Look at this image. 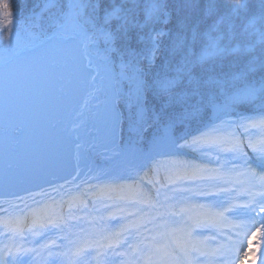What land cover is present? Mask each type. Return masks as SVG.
<instances>
[{
    "label": "snow or ice",
    "instance_id": "obj_1",
    "mask_svg": "<svg viewBox=\"0 0 264 264\" xmlns=\"http://www.w3.org/2000/svg\"><path fill=\"white\" fill-rule=\"evenodd\" d=\"M3 7L0 50L6 69L27 56L39 79L55 80L61 95L67 89L60 139L69 160L52 174L67 172L73 159L76 163L64 184L52 185V193L41 189L45 199L35 207L11 201L7 208L0 205L5 213L0 217V264H27L23 257L42 249L52 255L53 244L64 249L63 243L46 241L48 232L72 245L70 222L84 219L88 200L96 213L88 223L99 238L58 251L67 264H83L78 258L89 247L105 256L130 252L128 264H245L257 254L264 264V0H257L255 8L248 0H236L227 15L218 0H173L171 9L167 0H145L142 9L140 0H48L49 15L40 24L21 21L10 5ZM210 18H218L227 30L223 37L209 36L197 55L188 34L195 41L193 25ZM237 37L259 44V60L244 63L241 58L231 79L215 78L230 75L232 64L225 72L210 57L249 51L222 46V38ZM162 50L163 72L149 79L141 61L151 68ZM178 50L182 62L171 75L169 56ZM257 63L261 75L254 81L250 73ZM6 75L10 87L11 72ZM257 100L259 118L238 110ZM210 108L216 111L212 120L207 118ZM100 147L114 161L111 169L102 176L81 170L80 162ZM158 156L173 158L163 180ZM15 179L7 172L5 189ZM66 185L68 199L60 194ZM72 188L78 197L70 195ZM240 192L242 198L236 195ZM106 219H118L119 227H109ZM209 240L215 241L211 247Z\"/></svg>",
    "mask_w": 264,
    "mask_h": 264
},
{
    "label": "water",
    "instance_id": "obj_2",
    "mask_svg": "<svg viewBox=\"0 0 264 264\" xmlns=\"http://www.w3.org/2000/svg\"><path fill=\"white\" fill-rule=\"evenodd\" d=\"M6 72H11L10 87ZM59 88L55 80L39 79L27 56L7 69L5 63L0 65V199L17 198L63 183L72 172L74 159L67 172L52 174L53 169L63 168L69 160L60 139L69 101L67 89L61 95ZM48 143L54 151L35 155L26 151V145L41 148ZM9 171L16 179L5 189L4 176Z\"/></svg>",
    "mask_w": 264,
    "mask_h": 264
},
{
    "label": "trees",
    "instance_id": "obj_3",
    "mask_svg": "<svg viewBox=\"0 0 264 264\" xmlns=\"http://www.w3.org/2000/svg\"><path fill=\"white\" fill-rule=\"evenodd\" d=\"M48 2V0H0V9H2L5 12L4 4L10 5L11 10L16 14V16L19 18V20L23 21L26 18H31L32 20L35 19L36 15L39 14L40 20L38 21V24L43 23L47 20V17L49 13L47 11H41L43 3ZM65 3H67V0H64ZM161 2H164V0H161ZM145 3V0H140L141 9L143 8V4ZM167 3L169 5V8L171 9L173 7V0H167ZM221 12L225 15L230 13L231 8L236 3V0H218ZM249 6L251 8L257 7V0H248ZM3 19V16H0V20ZM237 23H239V20L237 19ZM213 25H215L213 27ZM196 27V31L198 33L195 41L192 40L191 32L188 34V41L189 44L192 46L194 52L199 55L202 53L205 48L207 47V42L209 39V36L211 37H223V33L227 30V25L221 21H219L218 18H210L204 21V23L199 24L198 26L193 25ZM159 27L164 28L165 26L163 24H160ZM165 42L170 45L171 41L168 37L164 38ZM221 44L228 45L231 49H240V48H248L249 51L240 53L238 51H232L227 56L221 58L216 57H210L209 62H216L217 64H223L225 67V72H228V65L232 64L233 72L230 75H224L221 74V77H215V78H224V79H231L232 75L236 74L235 69V62L240 60L241 58L244 59V63H247L249 61H258L259 55H258V49L259 44L255 41H252L251 43L241 40L239 37L228 40V39H221ZM134 47H138L137 45H133ZM165 52L162 50L161 53L157 55V58L155 60V64L149 68L147 61H141V67L144 69L146 73H148V78L151 79L153 75L157 72H163V69L161 68V64L164 61L165 58ZM182 52L180 50L177 51L175 56H169V59L171 60V67L169 69V72L171 75H175L176 67L178 62L181 61ZM5 57L3 58L4 61ZM261 75V71L259 68V64H256V68L253 72L250 73V77L255 81L259 80ZM257 108V107H256ZM247 109L244 106H240L238 110L245 111L246 115H251L256 118H259V113L255 111V109ZM216 116L215 109L210 108L208 111L207 118L209 120L214 119ZM195 128V125H193ZM254 135L259 137L260 132L258 129L252 130ZM189 156L192 154L189 153ZM156 160L160 163V169H159V177L163 180L166 169L171 164L173 158L172 157H157ZM138 163H147L149 166L152 165V161H140ZM114 161L110 159H106L105 150L103 147L98 148V150L90 155V157L87 160H82L80 162V169L88 172L91 171L93 175H100L108 170L111 169L113 166ZM153 177H149L151 179ZM59 186V185H58ZM46 192L52 193V188L45 189ZM41 192L31 194L28 196H24V200L21 201L20 199H7V200H0V205H2L4 208L8 207V204L6 201H11L13 204L20 205L21 208L26 203L32 207L36 206L37 201H42L45 199V197L40 195ZM69 188L66 185L65 189L63 190L61 195H65V198L68 199ZM55 195V193H53ZM70 195L72 197H78V192L75 188H72L70 191ZM238 198L243 197V193H237L236 194ZM96 205L101 208V211L107 216L108 209L103 208L100 204V201H96ZM80 207H83V205H80ZM77 209L73 207V211H76ZM69 206L66 203L64 206L63 214L65 216L68 215ZM91 214V215H89ZM5 213L3 211H0V217H3ZM84 219L81 221H71V227L69 228L67 235L71 237V239L74 241L72 245H69V242L67 239L64 241H61L59 239V236L61 234L56 232H48L46 236V241H55L57 244L63 243L64 249H57L55 244L51 245V251L52 255H48V250L42 249L39 254L36 255H30L25 256L23 259L27 261V264H67V261L65 257L61 255H57L58 251L67 250L68 247H72L75 249L76 247L83 246L86 242L88 244H92L94 239L99 238L98 232L95 230L94 225L90 227L88 221L92 219V216H95L96 213L93 211V203L92 200H88V208L86 212L83 213ZM105 224H107L109 227H119L120 221L118 219L116 220H108L106 219L104 221ZM39 239V238H38ZM0 241H2V237H0ZM210 241V247L215 244V241ZM259 241V234L253 238V245H252V252H256L257 250V243ZM212 242V243H211ZM247 241H245V244ZM0 246H2V243H0ZM31 246V245H29ZM79 260L83 261V264H128V261L132 259L131 253L129 252L127 255L124 256H118V255H108L105 256L103 254L97 255L95 248L89 247L86 248L84 253ZM259 264V254L257 255H249L247 260L245 261V264ZM73 264H76L74 261Z\"/></svg>",
    "mask_w": 264,
    "mask_h": 264
},
{
    "label": "rangeland",
    "instance_id": "obj_4",
    "mask_svg": "<svg viewBox=\"0 0 264 264\" xmlns=\"http://www.w3.org/2000/svg\"><path fill=\"white\" fill-rule=\"evenodd\" d=\"M46 3L47 2L43 3L41 11H45V9H43V7L46 5ZM0 16L1 17L4 16V11L2 9H0ZM39 20H40V16H39V14H37L36 17H35V19H34V22L36 24H38V21ZM4 57H5V53L2 50H0V61L3 60ZM258 103H259V101L257 100L254 104L253 103H247V104H245L243 106L245 108H247V109H251V108L257 107L258 106ZM215 114H216V111H215Z\"/></svg>",
    "mask_w": 264,
    "mask_h": 264
}]
</instances>
